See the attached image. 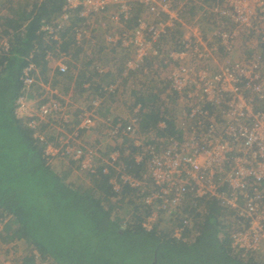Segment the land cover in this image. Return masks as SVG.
Listing matches in <instances>:
<instances>
[{"label":"built area","instance_id":"obj_1","mask_svg":"<svg viewBox=\"0 0 264 264\" xmlns=\"http://www.w3.org/2000/svg\"><path fill=\"white\" fill-rule=\"evenodd\" d=\"M189 3L198 6L204 18L216 22L218 30L206 46L196 35L181 36L182 52H170L165 36L172 27L186 25L181 14ZM74 17L78 24L72 28L73 51H65L63 44L69 38L60 34ZM125 23L132 26L127 31L122 26ZM99 30L106 49L132 52L118 76L98 93H91L93 82L84 84L88 102L71 110V101L56 87L51 95L48 80L44 78V82L40 68L30 62L20 77L23 88L16 101L17 118L36 130L34 135L40 141L50 135L46 133L52 134L46 148L50 159L74 161L81 172L91 175L101 170L110 175V184L119 195L126 186L137 192L150 209L143 225L147 230L163 219L174 225V236L180 239L193 228L198 214L204 213L202 200L217 198L235 212L232 247L244 253L262 252L264 0H64L59 15L40 22L39 32L57 47L46 53L51 68L46 77L52 80L75 72L79 66H73V54L87 43L95 45ZM9 48L6 40L1 42L0 52ZM221 50L224 56L216 69L211 52ZM235 52L240 61L234 60ZM149 55L157 61L171 59L169 86L160 100L166 107L179 105L177 133L156 140L144 135L158 136L167 128L166 122L161 121L155 132L142 129V103H134L127 119L109 121L97 116L107 97L118 96L124 89L123 83L135 76L138 79V73H148L145 61ZM94 68L99 76L109 73L100 64ZM36 89L43 94L40 99H32ZM101 122L104 139L87 144L85 133ZM8 252H12L10 246L0 239V264H16ZM34 254L35 264H53Z\"/></svg>","mask_w":264,"mask_h":264},{"label":"trees","instance_id":"obj_2","mask_svg":"<svg viewBox=\"0 0 264 264\" xmlns=\"http://www.w3.org/2000/svg\"><path fill=\"white\" fill-rule=\"evenodd\" d=\"M63 6L64 0H47L28 13V5L21 4L10 7L0 22L10 44L8 52H0V239L14 250L7 254L16 264H35V252L53 264H264V254L232 247L235 212L218 199L203 200L204 213L178 239L164 220L151 231L143 226L150 209L128 186L119 195L110 175L101 170L91 175L81 172L74 161L46 156L52 134L46 133L50 135L45 141L34 138L36 130L17 118L15 108L23 69L33 62L40 75L47 76L46 53L57 47L39 32L40 22L59 15ZM77 24L74 17L60 34L69 38L65 51L71 49ZM10 33L14 34L6 36ZM180 39L171 34V49H180ZM156 63L163 60L153 58L148 66ZM81 78L88 81L76 83L78 93L84 82L91 81L84 74ZM138 102L145 110L142 129L155 132L165 121L167 128L158 137L177 133V120L168 107L148 106L146 111L144 99Z\"/></svg>","mask_w":264,"mask_h":264},{"label":"rangeland","instance_id":"obj_3","mask_svg":"<svg viewBox=\"0 0 264 264\" xmlns=\"http://www.w3.org/2000/svg\"><path fill=\"white\" fill-rule=\"evenodd\" d=\"M12 1L14 3H18L19 6L21 4L22 5L27 4L28 13H30L31 10L34 9L33 8V4L35 3L34 0H0V22L1 23L3 21V18L9 12L10 10L9 5H11L10 2ZM35 1H36L37 9L44 3L43 2L42 4H38L39 1L38 0H35ZM197 7L198 6H195L194 4H191V3L185 5L183 8V13L181 14V17L185 21L186 25L184 27L179 26V25L177 27H172L173 31H170V35L167 34L165 36L166 38L164 37L165 39H167L165 47L170 52H171V41H173L171 40V32H172V35L178 39L181 36L183 38L187 34L190 37L196 35L197 40L202 42V44H204L205 46L206 44H210L209 40L212 37L213 33L218 30V28L216 27L218 24H216V22H212L211 20L207 18H204L205 16L201 15V10L200 9L197 10ZM13 8H16V7L13 6ZM139 14L140 12L138 13V15ZM55 16L56 15H54L53 17ZM135 16L137 15H134V18ZM128 24L129 23L122 24V26L126 29V31L128 30L127 28ZM128 27L131 28L132 27L131 24ZM196 30L200 31V35L197 34ZM167 33H169V30L167 31ZM0 34H2V32ZM96 35H97V41H95L94 48L97 51V55L98 53L99 55L96 57H91V54H94V53H93V49L90 50V46H92L93 44L87 43L83 47V51H76V53L73 54V57L71 60L72 62H74L73 63L74 67L79 66L80 61L82 64L85 63L88 65V67H90L88 72L87 71H85L86 73L81 72L80 73L81 75L84 74L85 77L87 76V78H90V72L94 73L93 75L94 79L91 81L93 82L94 86H93V92L91 93H94V92L98 93V90L102 85H107L111 83L114 80L115 76L116 75L118 76L117 71L121 70L126 58L131 57L132 55V52L130 50H126L128 51V53L127 52L124 53L125 50L119 49V50L110 51L106 49L105 44L103 42L102 30H99ZM101 46H104L105 49H100ZM179 47H180L179 50H176L174 47V51L181 53L184 47L181 45H179ZM69 50L73 51V48ZM223 56L224 55L222 53V50L219 54L211 52L210 59L212 60L211 61L212 64L214 63V66H216V69L220 67ZM233 57L235 58L234 59L235 61L241 60V58L238 59L239 57L236 52L233 55ZM91 59H93L94 62L96 61L95 62L96 65L100 64V66L105 67L109 73L105 76L97 75V73H95L96 71H94L95 70L94 65L92 64V62H90ZM152 60H153L152 56L150 55L147 56L145 65L148 66V64ZM172 68L173 66L171 64V59H168L167 61L165 59L163 63H156L154 66L150 65V67L148 68V73H144V72L138 73L137 74L139 75L138 79H136V76H135L132 79H129V83H127V81L126 83H123L122 87H124V89L121 90L118 96L107 97V99L105 100V104L102 105L101 108L97 111L98 118L109 120V121L117 120L119 118L127 119L131 115L134 103L138 102L140 98L144 99V101L147 104L146 111H148V109L150 110L148 106H151V107L159 106L161 104V100H160L161 96L168 89L169 83L167 81V76L171 73ZM76 70L77 68L75 69V72L73 73L69 72L70 74H67L65 76H61V77L58 76V79H53L52 77V80H51V77H46V80H48L47 83L49 84L48 89L51 90V95L55 92L54 87L56 86L59 87L60 88L59 94L61 96L67 97L69 101H71V105H70L71 110H74V109L76 110L77 108H81L85 106L86 102H88L87 98L84 99L85 96H88L87 90H84V88H82V92H79V93L77 92L76 83L78 81L75 77L77 75ZM68 77H71V79H69ZM42 79L43 81L45 80L43 77ZM48 92L50 93V91ZM32 94H34V97H35L32 99H40L43 96V94L41 95V91L39 89H36ZM44 94L46 95V92ZM69 95H71V98H69ZM138 103H142V102H138ZM178 111H179L178 104H174L173 106L168 107V114L175 117L177 120V124L179 125L180 121L178 120V116H179ZM85 135L86 136L84 138V141L87 144H92L95 140L97 141L98 138L104 139L105 137L104 123L102 124L101 122L100 124L97 125V127L94 130L86 132ZM144 137L145 139H148V140H151V139L156 140L160 138L156 136L155 133H153L152 135L145 134ZM34 138H36L35 135H34ZM224 188L229 190L228 185H224ZM210 199H217V198H210ZM202 207L204 209L203 205ZM164 224H167L168 226H170V224L167 221L164 222ZM12 251L14 253L13 247H12ZM260 254H264V250L260 252ZM15 257L16 256H13L14 259Z\"/></svg>","mask_w":264,"mask_h":264},{"label":"crops","instance_id":"obj_4","mask_svg":"<svg viewBox=\"0 0 264 264\" xmlns=\"http://www.w3.org/2000/svg\"><path fill=\"white\" fill-rule=\"evenodd\" d=\"M34 2H35V3L33 4V8L36 6V1L34 0ZM10 4H11V5H9V8H10V7L13 8V6L16 7V8L19 7V4H18V3H14L13 1L10 2ZM31 12H32V11H31ZM33 15H35V13H33ZM2 30H3V29L0 27V33L2 32ZM2 34H3V32H2ZM2 34L0 35V44H1L2 41H5V40L9 43L8 38L5 37L4 34H3L4 36H2ZM13 34H14V33H10L9 35H6V36H10V35H13ZM92 49H93V53H94V54H91V57H96V56H98L99 53H98V55H97V51H96V49L94 48V45L90 46V50H92ZM100 49H105V47H104V46H101ZM77 51H83V50H82V49H77ZM126 52L128 53V51L125 50L124 53H126ZM90 62H92V64L94 65L96 61L94 62V60L91 59ZM90 62H88V63H90ZM79 66H80V67H78V69H77L76 71H77V75L79 76V82H80V77H81V74H80V73H81V72L86 73L85 71L88 72L89 69H90V67H88V65L85 64V63L82 64L81 61L79 62ZM50 67H51V66H50ZM48 69L51 70V68H49V67H48ZM91 69H92V68H91ZM94 71H95V70H94ZM90 73H91V72H90ZM95 73H96V72H95ZM56 74H58V73H56ZM53 79H58V76H53ZM93 79H94L93 77L90 78L91 81H92ZM81 80H86V81H88V79H86V78H85V79H82V78H81ZM91 81H89V82H91ZM84 84H86V83L84 82ZM84 84H83V86H84ZM95 85H96V84H95ZM98 86H99V85H98ZM56 88L60 89V88L57 87V86H56ZM84 138H85V136H84Z\"/></svg>","mask_w":264,"mask_h":264},{"label":"clouds","instance_id":"obj_5","mask_svg":"<svg viewBox=\"0 0 264 264\" xmlns=\"http://www.w3.org/2000/svg\"><path fill=\"white\" fill-rule=\"evenodd\" d=\"M146 218H147V217H146ZM161 220H163V219H160L159 221H161ZM159 221H158V222H159ZM158 222H157V223H158ZM157 223H156V224H157ZM168 223H169V222H168ZM169 224H170V223H169ZM171 226H173V227H174V225H173V224H172V225H170V227H171Z\"/></svg>","mask_w":264,"mask_h":264},{"label":"water","instance_id":"obj_6","mask_svg":"<svg viewBox=\"0 0 264 264\" xmlns=\"http://www.w3.org/2000/svg\"><path fill=\"white\" fill-rule=\"evenodd\" d=\"M154 264H156V261H155V263Z\"/></svg>","mask_w":264,"mask_h":264}]
</instances>
